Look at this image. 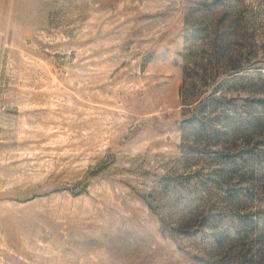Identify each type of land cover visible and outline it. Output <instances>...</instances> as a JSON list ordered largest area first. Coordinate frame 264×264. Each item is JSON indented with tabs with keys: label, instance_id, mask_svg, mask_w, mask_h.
Returning a JSON list of instances; mask_svg holds the SVG:
<instances>
[{
	"label": "rangeland",
	"instance_id": "obj_1",
	"mask_svg": "<svg viewBox=\"0 0 264 264\" xmlns=\"http://www.w3.org/2000/svg\"><path fill=\"white\" fill-rule=\"evenodd\" d=\"M0 264H264V0H0Z\"/></svg>",
	"mask_w": 264,
	"mask_h": 264
}]
</instances>
